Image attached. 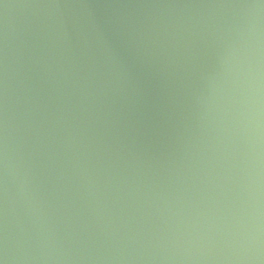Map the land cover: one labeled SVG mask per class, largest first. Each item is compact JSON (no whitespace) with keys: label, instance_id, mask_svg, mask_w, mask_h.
<instances>
[{"label":"clouds","instance_id":"clouds-1","mask_svg":"<svg viewBox=\"0 0 264 264\" xmlns=\"http://www.w3.org/2000/svg\"><path fill=\"white\" fill-rule=\"evenodd\" d=\"M0 264H264V0H0Z\"/></svg>","mask_w":264,"mask_h":264},{"label":"water","instance_id":"water-1","mask_svg":"<svg viewBox=\"0 0 264 264\" xmlns=\"http://www.w3.org/2000/svg\"><path fill=\"white\" fill-rule=\"evenodd\" d=\"M23 9H12L10 10V17L14 20H21L23 18Z\"/></svg>","mask_w":264,"mask_h":264}]
</instances>
